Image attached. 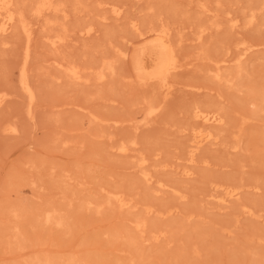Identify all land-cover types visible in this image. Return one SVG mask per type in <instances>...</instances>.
Here are the masks:
<instances>
[{
  "label": "rangeland",
  "instance_id": "rangeland-1",
  "mask_svg": "<svg viewBox=\"0 0 264 264\" xmlns=\"http://www.w3.org/2000/svg\"><path fill=\"white\" fill-rule=\"evenodd\" d=\"M20 2L37 97L27 36L0 34V264H264V0H64L42 15ZM162 28L182 65L170 91L138 71ZM202 128L217 142L192 160Z\"/></svg>",
  "mask_w": 264,
  "mask_h": 264
},
{
  "label": "bare ground",
  "instance_id": "bare-ground-1",
  "mask_svg": "<svg viewBox=\"0 0 264 264\" xmlns=\"http://www.w3.org/2000/svg\"><path fill=\"white\" fill-rule=\"evenodd\" d=\"M63 3H64V0H35L34 6L32 8V12L35 13L36 15H42L46 12L51 13V12L64 11L65 6ZM21 4H22V2H20V0H0V34L5 35L14 29H19L23 33H25L24 34L25 36H27L28 44H27V49H26V58H25L26 62H25V66L22 68V76H23L24 88H25L27 94L29 95L30 103L33 104L34 100H36L35 98L37 97V93L30 84L29 75H28V71H27V67H26V64L28 63L27 62L28 57L30 56V47H31V40H32V35H33V24L29 20V18L27 17L28 13L26 14L25 9L23 8L24 5L22 6ZM113 11H114V14L119 15V16L115 15L116 17L120 18L122 16L121 13H123V12H121V9L119 7L115 8ZM132 24H133V22H132ZM134 26L136 27V24H134ZM91 31H92V28H89V29H87L86 32L90 33ZM155 32H156V36H155L154 42L161 49V53L159 55V58H158L156 64L154 66H152L151 68H147L144 62L140 63L138 65V71L141 75V79H143L142 82H145L148 79H154L157 81L160 80L162 86L165 87L167 89V91H170L171 87L173 86L172 82L170 81V76L172 74H174L175 70L177 71L182 65L179 63L180 61L178 60V54H177V51L175 49V46H172L168 43L169 37H170L169 29L168 28L157 29ZM202 32H204V31H202ZM200 37H202V35H200ZM63 40H64V37L55 36V38L52 40V43L57 44L58 42H61ZM171 44H173V43H171ZM248 49L249 48H247L245 51H247ZM244 53H246V52H244ZM222 61L227 62L226 59H223ZM62 66L65 67V65H62ZM65 69L67 70L69 75H71L72 77H74L76 79L77 78L79 79L82 77V75H81L82 70L78 66H68ZM82 74H83V72H82ZM103 76H104V74H101V77H103ZM217 76L222 78L223 74L221 75L219 73V74H217ZM83 77H84V75H83ZM3 101H4V96L0 97V105L3 103ZM157 110H158L157 108L156 109L154 107L151 108V112H153V113L154 112L156 113ZM208 110L209 111H206V109L203 110V109H199L198 107H196L195 111H194V117L198 118L201 121V123H203L204 125H208V126L214 125V127H215V125H217V123L223 122L222 116L218 115V113H216L215 111H210V109H208ZM148 114H149V112H148ZM216 139H217V134L215 133V130L203 129V128L196 130V134H195V137L193 139V144H192L193 150H191L192 160H194L193 157H194L197 149L199 150L200 147H203L202 145H205L204 143H206L207 141L213 142ZM215 142H217V141H215ZM131 143L134 145V144H137V141H132ZM133 145H132V147H133ZM117 149L120 152L125 153L132 148L127 143L122 142L119 146H117ZM146 160L147 159L144 157L141 160V164L146 163ZM144 169H145V167H144ZM144 176H145L147 181L152 180V177H151L152 175L150 176L149 173H145ZM238 194H239V191L237 189H235V188L230 189V190H228L227 195L222 200L224 203L227 202L228 200L231 201L232 198L238 197ZM114 195H115V199L117 200V202H119L121 204V206L128 204L129 200H126V198L122 194L115 193ZM110 199H112V198H110ZM88 203H91V201H89ZM54 218H55V216L52 215V213H50V212L45 213V221L46 222L49 223V222L53 221ZM56 222L58 224L63 223L62 220H60V219L56 220ZM142 226H146V222H145V225H144V222L137 224L138 228H142ZM142 230H143V228H142Z\"/></svg>",
  "mask_w": 264,
  "mask_h": 264
}]
</instances>
